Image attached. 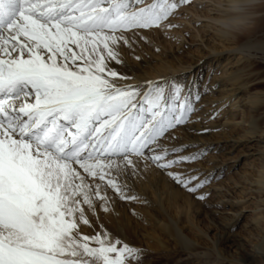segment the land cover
Returning <instances> with one entry per match:
<instances>
[{
    "label": "snow or ice",
    "instance_id": "snow-or-ice-1",
    "mask_svg": "<svg viewBox=\"0 0 264 264\" xmlns=\"http://www.w3.org/2000/svg\"><path fill=\"white\" fill-rule=\"evenodd\" d=\"M182 8L193 0H0V264H142L141 249L93 221L110 210L101 187L147 203L126 182L140 165L210 196L221 177L188 166L211 147L177 144L175 133L201 122L211 73L203 88L173 77L117 83L136 79L118 73L121 47H155L139 30L178 27Z\"/></svg>",
    "mask_w": 264,
    "mask_h": 264
},
{
    "label": "rangeland",
    "instance_id": "rangeland-1",
    "mask_svg": "<svg viewBox=\"0 0 264 264\" xmlns=\"http://www.w3.org/2000/svg\"><path fill=\"white\" fill-rule=\"evenodd\" d=\"M188 10L180 9L177 13L186 18L171 21L178 27L164 32L152 30L150 34L146 30H139L144 35H150L151 44L155 47L137 38L136 45L133 46L135 53L126 47L120 49L121 59L127 68L116 67L118 73L136 77L155 73L170 77L172 72H178L173 76L177 81L185 84L193 81L203 88L204 83L209 80L211 69L213 73L219 72L215 63L209 66L211 61L204 59V47H232L238 50L241 56L238 55V58H242L252 76L247 77V80H237L238 83L235 84L250 81L254 84L240 94L228 95L227 101L237 103V112L220 110V114L218 113L217 107L220 105L216 100L219 99V94L213 91L210 79L208 87L212 91L202 97L200 105L203 107L193 117L199 118L201 122L190 124L175 133L179 137L177 144L190 141L212 149L202 161L189 165V168H196L207 174L211 171V165H214L217 169L210 173L214 172L221 178L213 180L204 190L210 196L205 201H199L155 167L145 168L140 165L138 174L129 175L126 182L131 191L143 197L147 203L121 201L110 189L101 187V192L107 191L110 197V210H98V220L93 217V221L97 230L102 226L114 236L141 249L142 264H264L250 252L251 247L264 238L250 224V213L246 210L255 195L244 177L254 160L243 155L253 144L242 141L235 146L228 142L240 139L247 133L245 127L235 126V122H246L256 111H264V106L250 111L241 106L248 95L253 94L260 99L261 94H264V17L258 20L252 32L240 36L234 42H218L220 40L211 32L198 29V26H195L197 30H189L183 26L184 19H190L183 14ZM169 34L180 35L182 38ZM155 48L160 51L156 52ZM133 55L140 56V61L134 60ZM223 61L224 59L220 62ZM212 100L217 102L216 105ZM120 179L124 181L125 178L122 176ZM81 231L92 234L90 229L83 226ZM181 239L190 241L191 246L184 247Z\"/></svg>",
    "mask_w": 264,
    "mask_h": 264
},
{
    "label": "bare ground",
    "instance_id": "bare-ground-1",
    "mask_svg": "<svg viewBox=\"0 0 264 264\" xmlns=\"http://www.w3.org/2000/svg\"><path fill=\"white\" fill-rule=\"evenodd\" d=\"M183 9H185V8H183ZM183 9H181V10H183ZM183 14H185V16H188L187 12H185ZM184 21L185 22H184L183 26L189 30L190 29L191 30H197V29H195V26H198V29L205 30L199 22H191L190 19H187V20L184 19ZM169 35L170 36H176L178 39H179V37H181L180 35L179 36L173 35V34H169ZM176 37H174V38H176ZM218 42H221V41H218ZM204 51L206 52L204 59L211 61L209 66L212 63H215L218 67V70H219L218 73H213L212 69L210 71L211 75H212V77H211V83L213 86L212 89H213V91H215L216 93L219 94V99L217 98L218 100H216V98H215V100L218 101V103L215 100H212V102L215 103V105H216V103L218 105H220L217 107L219 114H220V112H219L220 110L231 111L233 113L237 112V110H238V106L236 105L237 103L236 102L230 103L231 101H227V100L230 96V93L233 95H236L238 93L240 94L247 87L254 84L253 81H250L247 83L243 82L241 84L240 83L235 84V82L237 80H241L244 78L246 79L247 77L252 76V74L249 72V70L247 68L248 66H245L242 58H238V55H239L238 50L234 49L232 47L231 48L229 47L226 49H223V48L213 49L212 47L205 46ZM239 57H241V56L239 55ZM223 59H224V61L220 62ZM209 66H208V72L210 70ZM196 68H198V66ZM177 73L178 72H174V73L172 72V74H170L171 75L170 77L177 75ZM162 77H165L164 74L162 76L160 74H157V73H155L154 75L145 74L144 76L142 74L141 77L137 76L136 79H134L132 81L126 82V81H122V80H117V83H119L121 85L128 84V83L135 84V83H138L141 81H146V80H157V79L162 78ZM236 83H238V82H236ZM261 95H262V97L260 99L257 98V96H255L253 94L248 95L247 98L244 99L243 102L241 103V106L248 111H250L252 109L255 110L258 107L264 106V96H263L264 94H261ZM221 104H223V105H221ZM257 112L258 111H256L246 122L244 120L243 121L239 120V121L234 123L235 126L245 127L247 129L246 130L247 133L245 134L247 136L243 135V137L245 136L246 138L241 137L240 139H237L234 141L233 140L228 141L229 143H231L232 145H235V146H236V144L239 145V142H242V141H246L249 144L250 143L253 144L247 148V152L244 153V155H243L244 157L252 158V161L253 160L258 161L261 158V156L264 155V111L261 113H257ZM218 113H217V117L219 116ZM211 166H212L211 168L209 167L211 169V171L209 170V173L212 172L213 169H217V168H215L216 166H214V165H211ZM251 189L255 195V198L252 197L253 200L259 199L256 191L252 187H251ZM226 203H228V202H226ZM241 211H243V210H241ZM262 244H264V240H260L259 243H257L253 247H251L252 251H250V252L253 253V256L261 259L264 262V255H261L260 252L258 251V249L262 248ZM248 246H249V244H248Z\"/></svg>",
    "mask_w": 264,
    "mask_h": 264
},
{
    "label": "clouds",
    "instance_id": "clouds-1",
    "mask_svg": "<svg viewBox=\"0 0 264 264\" xmlns=\"http://www.w3.org/2000/svg\"><path fill=\"white\" fill-rule=\"evenodd\" d=\"M187 15L191 22H199L218 40L234 42L252 32L264 17V0H193V8ZM244 178L259 197L247 206L249 222L264 238V155L248 166Z\"/></svg>",
    "mask_w": 264,
    "mask_h": 264
}]
</instances>
